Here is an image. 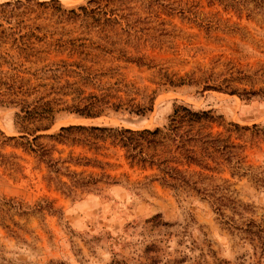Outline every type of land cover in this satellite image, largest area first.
I'll use <instances>...</instances> for the list:
<instances>
[{
  "label": "rangeland",
  "instance_id": "1",
  "mask_svg": "<svg viewBox=\"0 0 264 264\" xmlns=\"http://www.w3.org/2000/svg\"><path fill=\"white\" fill-rule=\"evenodd\" d=\"M19 1L0 10V264H264V7ZM231 78L262 93L203 90ZM77 93L120 107L78 118L62 110ZM39 98L56 111L42 134L67 125L151 130L164 127L176 105L210 111L222 120L212 131L240 146L238 159L203 172L210 178L195 193L153 181L155 170L129 166L108 144L56 145L54 159L100 163L63 164L69 171L108 178L61 186L55 180L65 177L4 139L19 135L18 104ZM135 105L149 110L133 114ZM230 123L239 129L227 133Z\"/></svg>",
  "mask_w": 264,
  "mask_h": 264
},
{
  "label": "trees",
  "instance_id": "2",
  "mask_svg": "<svg viewBox=\"0 0 264 264\" xmlns=\"http://www.w3.org/2000/svg\"><path fill=\"white\" fill-rule=\"evenodd\" d=\"M210 1L235 12L244 10L249 13V5L255 10L264 7V0ZM49 2H54V0H49ZM19 4V0L12 3L5 2L0 4V10ZM233 80L239 79L222 80L215 85L205 84L203 90L223 91L243 99H249L257 92L262 93V90L238 89L231 85L230 82ZM73 91L75 92V90ZM71 100L72 104L65 105L62 110L84 119L98 117L105 108L116 111L120 107L119 103L109 104L108 101H105L104 95L102 97L88 95L80 98L77 93V96ZM18 105L19 111L14 118L19 135L4 139L14 141L15 148L32 154L54 176L65 177L67 179L65 182L60 181V178L55 180V183L61 186L76 184L83 187L85 184H96L100 180L108 178L102 174L81 177L80 174L69 171L68 167L63 164L78 165L83 163V166H86L89 163H100L89 158H72L71 156L64 160L54 159L51 152L55 150L56 145L80 146L87 150L97 151L102 145L108 144L123 152V158L129 166L155 170L157 174L153 176V181L175 190L188 187L195 190V193L199 192L195 185L203 184L204 180L210 178L203 172L212 171L218 165L217 161L228 163L231 159H238L237 150L240 149V146L230 142L228 137H223L220 133L212 131L213 126L222 125L220 124L222 120L220 116H215L210 111H195L184 105H176L168 116L166 125L151 130H130L103 125H67L59 127L54 133L42 134L49 130L54 121L56 111H54L51 101H43L42 98H39L32 104L21 101ZM147 110L149 109L140 105L129 107V111L136 115H141ZM227 126L225 130L227 133L231 132V129H239L236 124L230 123ZM234 170H242L237 161ZM217 207L219 208L220 205ZM218 208L215 210L218 211ZM257 231L259 230L257 229ZM254 235L258 238V234ZM258 239L261 249L264 250V239Z\"/></svg>",
  "mask_w": 264,
  "mask_h": 264
}]
</instances>
